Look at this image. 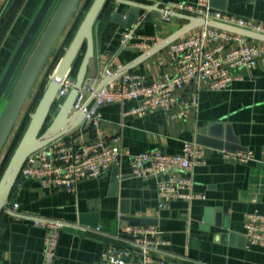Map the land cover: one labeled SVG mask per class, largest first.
Segmentation results:
<instances>
[{"label":"crops","instance_id":"0c3cea01","mask_svg":"<svg viewBox=\"0 0 264 264\" xmlns=\"http://www.w3.org/2000/svg\"><path fill=\"white\" fill-rule=\"evenodd\" d=\"M197 1L110 0L96 25V52L87 79L107 69L116 73L187 24L173 16L165 21L154 12L153 23H144L133 34L134 26L147 12L141 10L134 26L124 30L130 10L125 2L147 6L160 3L163 7L169 2ZM43 2L0 0V18L4 9H10L0 38V82ZM212 3L227 18L264 24V0ZM169 51L170 46L131 72L148 80L175 75L177 69ZM237 74L239 79L227 90L209 91L198 83L180 90V99L198 101L186 118L180 116V108L143 116L133 114L135 101L101 109L104 136L121 137L123 148L131 153L160 150L180 154L185 142L198 143L199 139L227 145L229 150L226 146L221 149L203 145L204 163L188 174L194 183L192 191L204 199H175L169 207L159 209L157 179L134 177L128 160L98 178L81 181L76 193L43 187L36 179L18 181L10 198L11 203L19 205L18 214L64 223L56 264H105L102 254L106 248L125 246L131 239H115L127 227L156 229L163 242L154 253L159 259L180 264H264V246L252 244L244 229L247 214L264 213V61L240 69ZM66 136L82 145L93 140L94 130L81 128ZM226 153H252L253 157L244 162ZM46 235L45 226H36L29 219L18 221L4 212L0 217V264H43Z\"/></svg>","mask_w":264,"mask_h":264},{"label":"built area","instance_id":"2783aa9c","mask_svg":"<svg viewBox=\"0 0 264 264\" xmlns=\"http://www.w3.org/2000/svg\"><path fill=\"white\" fill-rule=\"evenodd\" d=\"M165 21L172 16L168 12H177L220 21L264 35V24L248 23L244 19L227 18L214 9L210 0H198L196 3H165ZM152 42V39H149ZM228 44V45H227ZM232 45V46H231ZM170 55L177 72L165 75L160 80H148L146 77L128 72L120 78L99 85L113 75L105 70L100 75L86 79L79 92L74 109L85 115V121L92 120L94 138L92 141L77 145L67 136L61 137L29 157L22 169L20 179H36L43 187L58 191L76 193L78 185L87 178H98L112 167L120 166L128 160L132 174L136 178L157 179L159 209L169 207L172 200L193 201L204 199L192 191L193 180L188 175L205 159V147L194 141L184 143L180 154H167L163 151L131 153L122 146L121 137L106 138L100 125L101 109L106 105L125 104L135 101L133 114L146 115L162 110L171 112L180 108V116L186 118L198 101L180 99L178 92L191 83L203 85L209 91H223L239 79L237 72L243 68L255 67L258 61H264V43L248 38L205 27L193 35L170 45ZM75 77L71 74L61 83L57 99L66 98L75 86ZM232 156L240 161L252 159V153H236ZM39 162L40 166L34 165ZM186 174L180 176L179 174ZM19 205L8 202L5 211L16 220L29 219L36 226H45L43 264H56L57 251L64 223L59 220H46L18 214ZM244 229L252 244L264 246V213H249L245 216ZM99 231V228L96 229ZM158 231L150 227H127L120 231L115 239L131 237L125 246L110 245L103 251L105 264H180L176 261L159 259L154 253L163 243Z\"/></svg>","mask_w":264,"mask_h":264},{"label":"water","instance_id":"95a60500","mask_svg":"<svg viewBox=\"0 0 264 264\" xmlns=\"http://www.w3.org/2000/svg\"><path fill=\"white\" fill-rule=\"evenodd\" d=\"M56 1L57 0H44L20 45L15 51L0 82V107L14 82L24 58L36 40ZM82 1L83 0L61 1L47 29L27 62L0 117V158L16 128V125L18 124L45 65L61 40ZM109 1L110 0L93 1L70 45L66 49L65 54L59 61L34 112L30 115L26 130L0 178V217L10 201L11 195L20 179L22 169L30 156L48 146L53 141L78 129L82 128L84 131L91 129L93 121H85V115L83 112L76 111L74 106L79 96V92L86 82L89 67L92 65L95 58L96 25ZM125 3L130 6V10L124 20V30H129L134 26V23L139 20L138 18L141 10L147 12V15L140 19L136 26H134L133 34L144 23H153L151 19L152 13L157 12L161 15L166 13V10L160 6V3L153 6L133 2ZM210 4L213 6L212 0H210ZM168 14L187 21V24L146 52L142 53L124 67L120 68L116 73H113L111 77L101 82L99 88L105 86L109 81L116 80L122 75L131 72L135 67L148 58L161 52L196 29L210 27L239 35L256 42L264 43L263 34L249 29H244L220 21L205 20L203 18L183 13L168 12ZM130 49L139 52L138 49ZM82 51H84L83 54ZM81 55L83 57L75 77L76 82L74 88L66 98L57 99L59 90L61 89V83L66 76L72 73L73 66ZM198 143L221 149L226 146L225 148L227 149V145L208 143L202 139H199ZM34 166L38 168L40 163L37 162Z\"/></svg>","mask_w":264,"mask_h":264},{"label":"rangeland","instance_id":"374dc122","mask_svg":"<svg viewBox=\"0 0 264 264\" xmlns=\"http://www.w3.org/2000/svg\"><path fill=\"white\" fill-rule=\"evenodd\" d=\"M62 0H57L52 11L50 12L48 18L46 19L41 31L39 32L36 40L34 41L32 47L30 48V50L28 51L26 57L24 58V61L22 62V65L20 67V69L18 70V73L14 79V82L12 83L1 107H0V117L9 101V98L11 96V94L13 93L15 86L27 64V62L29 61L35 47L37 46L39 40L41 39L42 35L44 34L45 30L47 29L51 19L53 18L55 12L57 11L60 3ZM94 0H83L80 4V6L78 7L75 15L73 16L70 24L68 25L65 33L63 34L61 40L59 41L58 45L56 46V48L54 49L53 53L51 54L47 64L45 65L35 87L34 90L23 110V113L18 121V124L16 125V128L10 138V140L8 141V144L6 145L5 150L3 151V154L0 158V169L2 167L3 162L6 160L10 150H11V145L14 144V140L15 137L19 134V132H21V129L24 125V123L26 122V120L28 118H30V115L34 112L39 100L41 99L45 88L47 87L48 82L50 81L51 77L53 76V73L59 63V61L61 60V58L63 57V55L65 54L66 49L68 48V46L70 45L73 37L75 36V33L78 29V27L80 26L81 22L83 21L86 13L88 12L90 6L92 5Z\"/></svg>","mask_w":264,"mask_h":264},{"label":"trees","instance_id":"16d2710c","mask_svg":"<svg viewBox=\"0 0 264 264\" xmlns=\"http://www.w3.org/2000/svg\"><path fill=\"white\" fill-rule=\"evenodd\" d=\"M108 4H109V2L107 3V5H106V7H105V9H104V11H103V13L106 11V9H107V7H108ZM10 12V9L8 8H6V9H4L3 11H2V15H1V18H0V38H1V36H2V34H3V32H4V30H5V28H6V26H5V24L7 23V19L9 20V18H5V16H7V14ZM103 13H102V15H103ZM9 15V14H8ZM83 52L84 51H82V54H83ZM82 55L81 56H79L78 57V59L76 60V62H75V64H74V66H73V70H72V75L74 76V77H76V74H77V71H78V68H79V66H80V63H81V60H82ZM29 120H30V118H28L27 120H26V122L24 123V125H23V127H22V129H21V132H19V134L15 137V142H14V144L13 145H11V150H10V152H9V154H8V156H7V158H6V160L3 162V164H2V167H1V169H0V178H1V176H2V174H3V172H4V170H5V168H6V166H7V164H8V162H9V160H10V158H11V156H12V154H13V152L15 151V149H16V147H17V145H18V143L20 142V140H21V138H22V136H23V134H24V132H25V130H26V127H27V125H28V123H29ZM4 214V213H3ZM2 214V215H3ZM1 215V216H2Z\"/></svg>","mask_w":264,"mask_h":264}]
</instances>
